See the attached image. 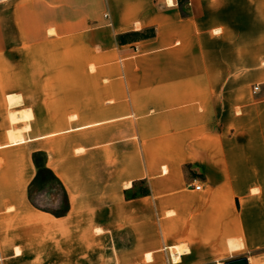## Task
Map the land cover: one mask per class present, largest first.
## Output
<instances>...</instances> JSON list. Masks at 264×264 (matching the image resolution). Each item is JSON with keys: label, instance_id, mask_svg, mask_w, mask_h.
Segmentation results:
<instances>
[{"label": "crops", "instance_id": "0c3cea01", "mask_svg": "<svg viewBox=\"0 0 264 264\" xmlns=\"http://www.w3.org/2000/svg\"><path fill=\"white\" fill-rule=\"evenodd\" d=\"M169 1L0 0V264L264 259V0Z\"/></svg>", "mask_w": 264, "mask_h": 264}, {"label": "rangeland", "instance_id": "374dc122", "mask_svg": "<svg viewBox=\"0 0 264 264\" xmlns=\"http://www.w3.org/2000/svg\"><path fill=\"white\" fill-rule=\"evenodd\" d=\"M152 33L153 31L149 29L140 35H131L128 37L126 36L125 38L123 37L122 41L124 42L138 41L139 39H141L142 36H149ZM94 70H95L94 67H91V71H94ZM25 71L28 74H31L32 68H25ZM12 111L14 110H9V113H8L9 122H10V113ZM26 127L27 126H25L23 130H19V131H22V132L24 130L27 131ZM11 131H18V126H11ZM9 136H10V133H9ZM62 197H64L62 188L56 182H53L50 185L45 186V187H43L42 185L37 186L33 189V193H32L33 203H35L37 207L43 210L51 211V212H59L63 209V204H61ZM211 238L213 239L214 236L211 235ZM242 246L243 245L240 241H232L230 242L231 251L227 248V252H222L221 250L216 249L213 252L205 253V255L209 257L205 260L206 264H225L226 263L225 261L229 262V261L239 259L237 257L240 254L235 253L234 251L242 249ZM261 254H264V252H262ZM148 259H149V256H148ZM259 261H260L259 264H264V259L263 260L261 259ZM253 264H258L256 262V258H253Z\"/></svg>", "mask_w": 264, "mask_h": 264}, {"label": "trees", "instance_id": "16d2710c", "mask_svg": "<svg viewBox=\"0 0 264 264\" xmlns=\"http://www.w3.org/2000/svg\"><path fill=\"white\" fill-rule=\"evenodd\" d=\"M150 30L153 31V33L151 35L142 36L141 39H139V40H145V39H150V38L155 37V30L154 29H150ZM142 33H131V34L125 35L123 37L125 38L126 36L128 37L131 35H140ZM123 37H121V42H124V41H122ZM33 161H34V164H35L36 169H37V175H36L34 181L32 182V184L30 185V188H29V197H30V200L32 202H33V200H32L33 189L37 186L42 185L43 187H45V186L50 185L53 182H56L62 188V185H61L59 179L56 177L54 172L47 167V155L45 153H43V152L35 153L33 155ZM64 197H65V200L62 203L63 209L61 211H59V212H51L48 210H46V211L52 213L53 215H55L57 217L65 216L69 211L70 204H69V200H68V197L66 194L64 195Z\"/></svg>", "mask_w": 264, "mask_h": 264}, {"label": "water", "instance_id": "95a60500", "mask_svg": "<svg viewBox=\"0 0 264 264\" xmlns=\"http://www.w3.org/2000/svg\"><path fill=\"white\" fill-rule=\"evenodd\" d=\"M225 264H249V262L246 257H243L233 261L226 262Z\"/></svg>", "mask_w": 264, "mask_h": 264}, {"label": "built area", "instance_id": "2783aa9c", "mask_svg": "<svg viewBox=\"0 0 264 264\" xmlns=\"http://www.w3.org/2000/svg\"><path fill=\"white\" fill-rule=\"evenodd\" d=\"M259 90V87L255 88V92ZM195 190L201 191L202 190V185L194 186Z\"/></svg>", "mask_w": 264, "mask_h": 264}, {"label": "bare ground", "instance_id": "6f19581e", "mask_svg": "<svg viewBox=\"0 0 264 264\" xmlns=\"http://www.w3.org/2000/svg\"><path fill=\"white\" fill-rule=\"evenodd\" d=\"M169 3L172 5V4H173L172 0H170ZM151 259H152V258L150 257L149 260H151Z\"/></svg>", "mask_w": 264, "mask_h": 264}]
</instances>
